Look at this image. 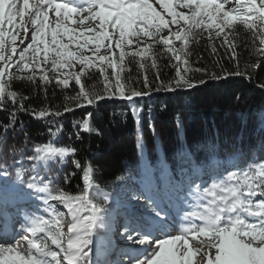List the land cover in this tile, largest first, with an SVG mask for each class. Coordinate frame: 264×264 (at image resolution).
Instances as JSON below:
<instances>
[{
    "label": "snow or ice",
    "instance_id": "snow-or-ice-1",
    "mask_svg": "<svg viewBox=\"0 0 264 264\" xmlns=\"http://www.w3.org/2000/svg\"><path fill=\"white\" fill-rule=\"evenodd\" d=\"M238 27L250 34L253 53L264 57V0H0V112L13 106L3 131L15 127L21 112L46 120L95 107L105 99L131 101L151 95L147 74L143 81L148 91L140 92L127 84L124 73L131 72L128 65L135 63L140 69H156L159 81L158 56L167 55L174 61L171 66L176 69V77L168 84L160 81L157 91L195 88L198 85L192 83L189 74L204 70L191 67L189 49L206 38L215 54V41L219 40V46L235 60ZM157 46H162L163 52H157ZM96 73L102 84L99 90L84 83ZM212 75L214 79H226L243 73ZM15 81L44 90L52 85L68 90L74 83L78 91L65 97L69 103L63 111L47 106L30 110L24 107L29 97L12 90ZM133 116L138 122L135 109ZM91 119L88 113L74 126L91 134ZM61 130L62 126L52 133L53 139L47 144L33 148L29 160L35 174L29 180L22 170L15 174L16 183L23 184L32 199L47 206L46 215L24 217L22 230L28 251L0 244V264H92L93 237L105 226L109 194L95 183L90 163L82 166L71 159L74 148L55 143ZM76 138H81L79 132ZM138 146L142 147L139 139ZM70 159L83 171V188L76 195L63 189L53 191L54 178L49 175L45 179L37 170L42 166L50 171L51 166L65 165ZM8 175L6 168H0V178ZM193 191L196 208L180 217L183 223L177 235L165 233L154 238L150 230L128 233L127 238L144 249L143 258L135 264H198L197 257L204 264H264V161L231 171L203 189L197 185ZM146 198L143 227L149 229L162 224L166 213L158 204L153 206L156 201L152 195ZM98 199L104 203H97ZM129 199L139 201L141 197L132 195ZM67 224L71 226L65 231ZM191 240L200 243L201 249L194 250Z\"/></svg>",
    "mask_w": 264,
    "mask_h": 264
},
{
    "label": "trees",
    "instance_id": "trees-1",
    "mask_svg": "<svg viewBox=\"0 0 264 264\" xmlns=\"http://www.w3.org/2000/svg\"><path fill=\"white\" fill-rule=\"evenodd\" d=\"M237 31L239 46L235 60L219 46V40L215 41V54L206 38L189 49L191 67L204 70L189 74L192 83L198 85L195 88L156 90L160 81L168 84L176 77V69L171 66L174 61L165 55L157 57L159 81L156 69H140L135 63L128 65L131 72L124 73L127 84L140 92L148 91L143 81V75L147 74L151 95L135 97L131 101L105 99L95 107L88 106L46 120L34 119L21 112L15 127L4 133V126L9 123V111L13 108L9 105L8 110L0 112V168H6L9 173L7 178H0V194L14 198L19 204L31 202L36 215H46L44 208L47 206L32 199L29 190L16 183L15 174L24 171L25 180L35 174L29 160L33 148L51 141L52 133L62 126L55 143L74 148L76 153L71 159L80 161L82 166L90 163L95 183L109 194L105 226L96 230L91 246L92 264H104L107 249L104 239L111 234L110 225L115 224L117 216L123 218L120 231L123 236L134 228V223L127 217L128 205L140 207L147 218V195H152L156 201L154 207L168 199L195 202L193 190L197 185L203 189L231 171L264 161V57L253 53L249 33L242 27ZM20 35L23 37L24 34ZM17 46H20L19 40ZM156 51L163 52V47L157 46ZM237 71L243 75H229L226 79H214L212 75L221 77ZM84 83L88 88L93 85L97 90L102 88L99 73L84 79ZM12 90L29 97L24 101L26 109L39 110L47 106L52 111H63L69 103L65 97L75 95L78 86L73 83L70 89L61 90L52 85L44 90L15 81ZM133 109L138 111V122ZM88 113L92 114L94 132L91 134L74 126V122L82 120ZM78 132L80 139L76 138ZM138 139L142 147L138 146ZM71 159L65 165L51 166L50 171L37 166L45 179L49 175L54 178L53 191L63 189L76 195L83 188V171L77 169ZM71 173L75 175L71 176ZM65 177H68L67 183ZM120 177L124 179L120 180ZM132 195L141 199L132 201L129 199ZM97 203L104 201L98 199ZM68 225L65 231L70 228ZM110 264L122 263L112 261Z\"/></svg>",
    "mask_w": 264,
    "mask_h": 264
},
{
    "label": "rangeland",
    "instance_id": "rangeland-1",
    "mask_svg": "<svg viewBox=\"0 0 264 264\" xmlns=\"http://www.w3.org/2000/svg\"><path fill=\"white\" fill-rule=\"evenodd\" d=\"M5 204H7V205H11V206H13L14 207V204L11 202V201H9V202H4ZM202 203V202H201ZM196 204H197V202H193V203H190V204H188L187 206H183V207H181L180 206V204H177V203H175V202H173V208H172V210H177L178 211V213L182 216L184 213H186V212H189V211H192V210H195V208H196ZM167 207V206H166ZM176 207V208H175ZM15 208V207H14ZM168 209H170L171 207H167ZM131 213V214H130ZM130 215H131V217L133 218V219H135V220H137V225H138V227L141 229V231H145L146 229L143 227V223H144V220H143V218H142V216H141V213H140V211L139 210H130ZM128 217V216H127ZM128 219H129V217H128ZM162 220H164V219H162ZM122 222H123V218H121V217H118L117 216V220H116V222H115V233H118L120 230H121V227L123 226V224H122ZM183 222V221H182ZM69 227L71 226V225H68ZM131 232H133V231H131ZM131 232H129V233H131ZM156 233V232H155ZM156 234H158L159 236H160V233H156ZM178 234V230L176 231V233H174V235H177ZM158 235H155V236H153L154 238L156 237V236H158ZM126 236V235H125ZM120 237V236H119ZM128 235L125 237V240H124V246H133V247H136V248H139V250H140V252H138V253H135V254H133L132 256H131V258H133L132 260H134L133 261V264H135V262H136V260H138V259H141V258H143V256H141V255H144V249L140 246V245H138V244H136V243H134L132 240H129L128 238ZM113 238V237H112ZM120 239V238H119ZM202 239V238H201ZM110 240V239H109ZM108 240V245L111 243L110 241ZM117 238H116V243L114 244L115 245V248L117 249L118 248V246H120V242H117ZM191 242V246H192V248L194 249V250H199V249H201V244L200 243H198V242H196L195 240H191L190 241ZM182 251H186V249H182ZM203 251L204 252H207V249L205 248V249H203ZM141 254V255H140ZM108 259V258H107ZM197 259V262H198V264H204V261H203V259L202 258H200V257H197L196 258ZM120 260L123 262V263H125L121 258H120ZM126 260V259H125ZM130 264V263H129Z\"/></svg>",
    "mask_w": 264,
    "mask_h": 264
},
{
    "label": "bare ground",
    "instance_id": "bare-ground-1",
    "mask_svg": "<svg viewBox=\"0 0 264 264\" xmlns=\"http://www.w3.org/2000/svg\"><path fill=\"white\" fill-rule=\"evenodd\" d=\"M16 241H8L7 243H4L3 245L5 246V247H8V246H12V247H19L20 249H21V247L17 244V243H15ZM22 250V249H21ZM23 251V250H22ZM28 250H26V251H23V252H27Z\"/></svg>",
    "mask_w": 264,
    "mask_h": 264
}]
</instances>
